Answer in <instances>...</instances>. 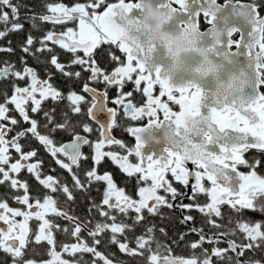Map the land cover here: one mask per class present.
Returning a JSON list of instances; mask_svg holds the SVG:
<instances>
[{
	"label": "snow or ice",
	"instance_id": "6c2138e0",
	"mask_svg": "<svg viewBox=\"0 0 264 264\" xmlns=\"http://www.w3.org/2000/svg\"><path fill=\"white\" fill-rule=\"evenodd\" d=\"M0 41V264H264V0H0Z\"/></svg>",
	"mask_w": 264,
	"mask_h": 264
},
{
	"label": "flooded vegetation",
	"instance_id": "af4514ba",
	"mask_svg": "<svg viewBox=\"0 0 264 264\" xmlns=\"http://www.w3.org/2000/svg\"><path fill=\"white\" fill-rule=\"evenodd\" d=\"M25 2L26 3H30L31 5H34L36 10L39 11L40 10V5L42 4L43 0H25ZM220 2L222 3L223 1H220ZM35 4H37V5H35ZM26 27H28V25H26ZM23 38H24L23 34H12V35H10V37H8V39L12 40L14 46L18 45L23 40ZM4 44H6V41H0V45H4ZM158 56L163 59V57H164L163 51H161L158 54ZM0 58H10L12 60H16L17 59L16 56L6 57V55L2 54V53H0ZM104 62L105 63L107 62L106 57L104 58ZM110 94L114 95L115 91L113 90L112 93H110ZM116 135L120 136L121 133L117 132ZM123 138L126 141L134 142L133 139L131 137H129L127 134H123ZM185 202H187V201H185ZM83 208H84V204L82 203L77 210L81 211V210H83ZM165 211H167V210H165ZM177 216H178V214H173L172 215V217H171L172 223H174V221L177 222ZM249 216H251V217H253L255 219H264V216H261V214H259V213H249ZM125 259H127V258H125Z\"/></svg>",
	"mask_w": 264,
	"mask_h": 264
},
{
	"label": "trees",
	"instance_id": "16d2710c",
	"mask_svg": "<svg viewBox=\"0 0 264 264\" xmlns=\"http://www.w3.org/2000/svg\"><path fill=\"white\" fill-rule=\"evenodd\" d=\"M220 1H223V0H220ZM35 5H37V4H35ZM177 227L183 228V226L179 225L178 222H176V221H174V223H171V228H177Z\"/></svg>",
	"mask_w": 264,
	"mask_h": 264
}]
</instances>
